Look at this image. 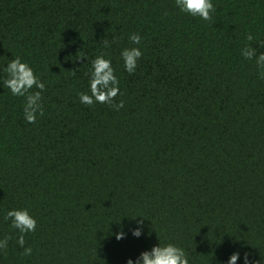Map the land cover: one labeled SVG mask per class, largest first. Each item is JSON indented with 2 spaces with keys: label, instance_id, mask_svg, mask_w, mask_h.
<instances>
[{
  "label": "trees",
  "instance_id": "obj_1",
  "mask_svg": "<svg viewBox=\"0 0 264 264\" xmlns=\"http://www.w3.org/2000/svg\"><path fill=\"white\" fill-rule=\"evenodd\" d=\"M213 3L204 21L174 0H0V64L20 56L45 82L35 123L0 87V264H126L159 240L190 264L264 256V79L240 53L247 34L264 40V0ZM132 32L143 55L129 74ZM101 52L119 110L79 101ZM21 206L37 219L30 256L4 219Z\"/></svg>",
  "mask_w": 264,
  "mask_h": 264
},
{
  "label": "clouds",
  "instance_id": "obj_2",
  "mask_svg": "<svg viewBox=\"0 0 264 264\" xmlns=\"http://www.w3.org/2000/svg\"><path fill=\"white\" fill-rule=\"evenodd\" d=\"M175 7L181 12L191 17H198L204 21H213V13L216 6L213 0H174ZM131 47H124L120 51L123 60V68L129 74L136 71L139 59L142 57L141 41L139 32H132L128 35ZM245 45L240 53L246 60H254L258 76L264 79V40H255L251 33L246 36ZM255 43V46L253 44ZM105 47L109 46L107 40L104 41ZM85 58L88 60L87 53L81 50L77 59ZM91 67L88 70L89 84L88 91L78 93L81 104L91 106L94 103H107L119 110L123 107V100L113 103V99L121 94L120 81L116 74V69L112 64L111 57L106 53H99L91 60ZM74 74V73H73ZM0 87H7L13 96L24 97L23 117L28 123H35L38 116L44 115L42 92L45 89V82L36 73L34 67L20 56H13L5 64H0ZM35 87V91H30ZM135 215L134 217H136ZM140 217H144L139 215ZM5 220H10L11 227L18 230L16 242L23 249V255H32L31 246H25L24 234L34 232L37 226V219L28 206L9 208L5 215ZM144 231L143 219L136 220V226L131 228V233L135 237H140ZM126 233L121 230L116 233L117 239H122ZM10 235L0 237V250L8 247ZM249 253L243 255V264H264V256L260 260H250ZM241 259L239 251H233L224 264H237ZM126 264H190V255L185 248L174 242L153 245L150 249H145L133 259L127 258Z\"/></svg>",
  "mask_w": 264,
  "mask_h": 264
}]
</instances>
